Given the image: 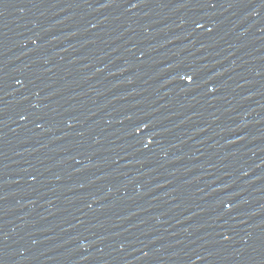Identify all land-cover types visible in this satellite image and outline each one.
Returning <instances> with one entry per match:
<instances>
[{
  "label": "water",
  "instance_id": "obj_1",
  "mask_svg": "<svg viewBox=\"0 0 264 264\" xmlns=\"http://www.w3.org/2000/svg\"><path fill=\"white\" fill-rule=\"evenodd\" d=\"M0 264H264V0H0Z\"/></svg>",
  "mask_w": 264,
  "mask_h": 264
}]
</instances>
